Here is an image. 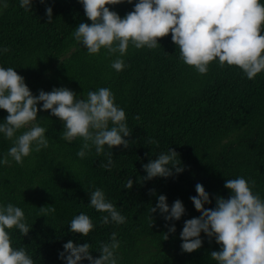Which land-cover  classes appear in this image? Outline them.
I'll return each mask as SVG.
<instances>
[{"label":"trees","instance_id":"trees-1","mask_svg":"<svg viewBox=\"0 0 264 264\" xmlns=\"http://www.w3.org/2000/svg\"><path fill=\"white\" fill-rule=\"evenodd\" d=\"M137 2L123 0L107 7L124 18ZM47 7L53 10L51 23ZM80 23L91 24L80 0H32L31 11L21 8L20 0H0V50L10 49L0 51V67L15 69L33 96L41 90L67 88L87 98L89 91L108 88L115 105L125 111L132 133L126 138L128 148L105 146L113 157V166L106 170L100 167L107 162L105 155L98 156L93 146L80 158L83 139H62L64 123L50 112L38 111L33 123L47 130L48 147L33 150L22 163L9 156L8 165L0 164V206L20 207L30 228L27 236L17 228L7 230L13 249L24 248L34 264H66L59 253L69 240L89 243L90 254L99 258L100 244L110 242L116 233L117 264H218L210 257L212 251L221 250L214 237L209 240L202 232V247L186 253L180 235L185 221L200 216L190 199L197 195V183L211 200L205 208H215L217 197L229 198L232 193L225 182L238 177L250 186L254 180L252 191L264 200V72L249 80L236 66L221 67L217 58L207 73L200 74L180 58L171 33L151 49L129 43L122 57L104 48L90 55L73 35ZM117 58L125 64L119 72L111 67ZM37 108L42 109V103ZM7 115L0 109V124ZM14 139L0 133V160ZM170 148L185 170L168 178L143 180L147 175L143 165ZM128 178L133 180L132 189L124 187ZM96 188L104 191L125 223H101L107 213L90 206ZM159 195L166 196L169 209L174 201H182L185 214L179 221H166L159 210L151 212ZM45 206H54L55 212L42 217L39 208ZM81 213L94 225L87 237L70 231V222ZM173 225L176 231L169 233Z\"/></svg>","mask_w":264,"mask_h":264},{"label":"clouds","instance_id":"clouds-1","mask_svg":"<svg viewBox=\"0 0 264 264\" xmlns=\"http://www.w3.org/2000/svg\"><path fill=\"white\" fill-rule=\"evenodd\" d=\"M44 0H41L43 3ZM123 0H80L85 16L91 24L80 23L73 33L76 41L81 42L88 53L98 54L102 48L109 54L122 57L126 54L129 43L135 48L145 46L155 48L158 39L171 33L173 43L180 50L183 62L194 67L200 74L208 71V65L218 58L223 67L236 66L249 80L264 72V4L260 0H138L133 11L121 18L110 11L107 5L119 4ZM132 3V0H127ZM7 8V3H4ZM20 7L31 11L32 0H20ZM48 23H51L53 10L46 8ZM4 53L10 51L4 47ZM111 67L117 72L125 67L123 59L117 58ZM42 103V109L37 105ZM0 109L8 113L4 123L0 124V133L13 140V146L0 164L8 165L10 156L16 163H22L34 150L48 147L46 129L37 121L38 111L50 112L64 123L62 139L73 141L77 137L83 144L77 155L83 158L94 146L98 156L105 155L107 162L100 167L110 170L113 166L112 152L109 149L129 147L131 131L127 125L126 114L114 103V95L108 88L89 91L87 98H80L67 88H54L51 92L41 90L33 96L24 78L15 69L0 67ZM139 119V117H136ZM111 123V126H110ZM31 125L19 136L16 133ZM149 143H157L149 141ZM35 144V148H33ZM178 154L170 148L157 158L143 165L147 173L143 180L157 177L168 178L182 173ZM132 189L133 180L128 178L124 185ZM224 187L232 193L225 199L216 198L215 208H205L211 200L205 188L197 183V195L190 197L195 209L200 213L184 222L180 238L183 252L192 253L202 247L200 236L203 232L209 240L213 237L221 246L219 252L212 251L210 257L218 264H264V200L252 189L255 181L243 177L227 179ZM154 194V190H150ZM90 206L100 213H107L101 223H125V217L117 208L106 200L102 189L96 188L90 196ZM42 217L55 212L54 206L39 208ZM159 210L166 221H179L185 214L180 200L173 202L171 209L164 195L158 196V203L151 208L152 213ZM25 214L20 207L9 203L0 206V264H34L24 248L13 249L9 232L13 228L27 236L29 226L24 222ZM70 231L87 237L93 230L91 218L81 213L70 222ZM175 233V226L168 229ZM165 240L168 234H164ZM89 243L74 244L69 240L63 245L64 251L59 257L66 264H117L116 250L120 243L113 233L110 242H103L99 247V258L90 254Z\"/></svg>","mask_w":264,"mask_h":264}]
</instances>
